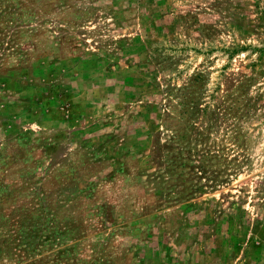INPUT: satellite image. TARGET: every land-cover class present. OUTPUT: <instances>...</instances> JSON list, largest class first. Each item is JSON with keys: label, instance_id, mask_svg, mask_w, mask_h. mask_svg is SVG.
Masks as SVG:
<instances>
[{"label": "rangeland", "instance_id": "obj_1", "mask_svg": "<svg viewBox=\"0 0 264 264\" xmlns=\"http://www.w3.org/2000/svg\"><path fill=\"white\" fill-rule=\"evenodd\" d=\"M0 264H264V0H0Z\"/></svg>", "mask_w": 264, "mask_h": 264}]
</instances>
